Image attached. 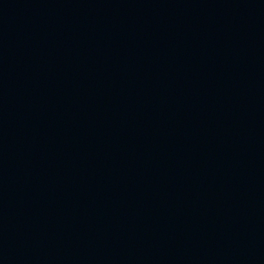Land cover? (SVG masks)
Wrapping results in <instances>:
<instances>
[{"label":"water","instance_id":"1","mask_svg":"<svg viewBox=\"0 0 264 264\" xmlns=\"http://www.w3.org/2000/svg\"><path fill=\"white\" fill-rule=\"evenodd\" d=\"M0 264H264V0H0Z\"/></svg>","mask_w":264,"mask_h":264}]
</instances>
